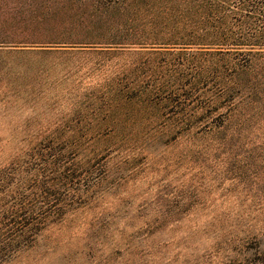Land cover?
Wrapping results in <instances>:
<instances>
[{"label": "trees", "instance_id": "trees-1", "mask_svg": "<svg viewBox=\"0 0 264 264\" xmlns=\"http://www.w3.org/2000/svg\"><path fill=\"white\" fill-rule=\"evenodd\" d=\"M73 54L114 62L84 102L113 126L22 141L0 163V264L81 215L107 264H264V206L178 217L209 184L264 172V0H0V56ZM114 117L138 121V138L108 139ZM183 141L192 196L157 209L126 193Z\"/></svg>", "mask_w": 264, "mask_h": 264}, {"label": "rangeland", "instance_id": "rangeland-1", "mask_svg": "<svg viewBox=\"0 0 264 264\" xmlns=\"http://www.w3.org/2000/svg\"><path fill=\"white\" fill-rule=\"evenodd\" d=\"M113 65V61L85 54L0 56V163L20 150L22 141L60 133L65 137L103 135L105 127L113 126L112 120H104L103 112L97 116L100 111L84 102L100 96L101 88L112 77ZM113 121L119 131L109 133L108 139L135 140L140 135L138 121L132 124L127 119L115 121V117ZM188 149L187 141L169 149L142 179L126 184V193L145 192L137 201L147 199L156 208L175 202L181 194L192 196L189 177L195 173L190 175L186 165L180 163ZM243 180L235 185L229 181L209 184L208 192L192 197L199 204L197 209L187 217H178L201 224L222 214L234 217L245 208L264 206V172ZM253 216L260 224L264 220V212L257 211ZM83 217L86 215L45 231L33 249L10 264H107L105 247L97 244L93 231L83 225Z\"/></svg>", "mask_w": 264, "mask_h": 264}]
</instances>
